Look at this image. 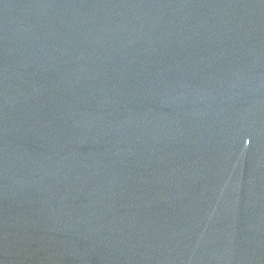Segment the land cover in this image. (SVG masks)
Segmentation results:
<instances>
[{"label": "water", "instance_id": "obj_1", "mask_svg": "<svg viewBox=\"0 0 264 264\" xmlns=\"http://www.w3.org/2000/svg\"><path fill=\"white\" fill-rule=\"evenodd\" d=\"M0 264H264V0H0Z\"/></svg>", "mask_w": 264, "mask_h": 264}]
</instances>
